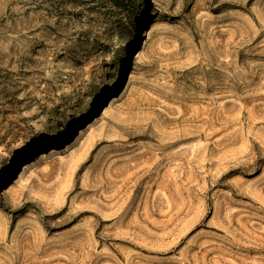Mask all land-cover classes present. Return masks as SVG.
Returning a JSON list of instances; mask_svg holds the SVG:
<instances>
[{"label":"rangeland","instance_id":"rangeland-1","mask_svg":"<svg viewBox=\"0 0 264 264\" xmlns=\"http://www.w3.org/2000/svg\"><path fill=\"white\" fill-rule=\"evenodd\" d=\"M65 1L0 0V264H264V0Z\"/></svg>","mask_w":264,"mask_h":264},{"label":"trees","instance_id":"trees-1","mask_svg":"<svg viewBox=\"0 0 264 264\" xmlns=\"http://www.w3.org/2000/svg\"><path fill=\"white\" fill-rule=\"evenodd\" d=\"M65 2L73 3L78 6L80 15L84 17H86V15H92L96 13V11H98L105 4H117V0H67Z\"/></svg>","mask_w":264,"mask_h":264},{"label":"bare ground","instance_id":"bare-ground-1","mask_svg":"<svg viewBox=\"0 0 264 264\" xmlns=\"http://www.w3.org/2000/svg\"><path fill=\"white\" fill-rule=\"evenodd\" d=\"M136 32H138V29H136ZM136 40V33H133L127 40L126 42V45H125V48H126V53L128 55H133L135 53L134 51V42ZM117 78V77H116ZM113 78V81L112 83H115L117 81V79ZM99 105V98L98 97H94L92 100H91V106L92 107H97ZM47 142V141H46ZM42 157V156H41ZM26 168V167H25Z\"/></svg>","mask_w":264,"mask_h":264}]
</instances>
